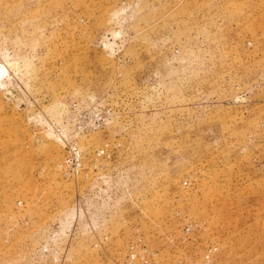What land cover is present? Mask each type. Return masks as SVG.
<instances>
[{
    "label": "rangeland",
    "instance_id": "1",
    "mask_svg": "<svg viewBox=\"0 0 264 264\" xmlns=\"http://www.w3.org/2000/svg\"><path fill=\"white\" fill-rule=\"evenodd\" d=\"M0 69V264H264V0H0ZM98 104L100 178L63 177Z\"/></svg>",
    "mask_w": 264,
    "mask_h": 264
},
{
    "label": "built area",
    "instance_id": "2",
    "mask_svg": "<svg viewBox=\"0 0 264 264\" xmlns=\"http://www.w3.org/2000/svg\"><path fill=\"white\" fill-rule=\"evenodd\" d=\"M113 116V108L105 104H98L91 108H81L74 105L66 119L67 130L65 127H57L55 134L60 137L66 149V155L60 167L63 177H71L74 180L85 178L86 180L97 182L100 173L103 171L104 164L100 162L101 157L109 158L108 146L102 148L97 154V159L92 163L90 172L85 171L84 155L80 146V141L90 135L102 131ZM103 192V188L99 187ZM22 203L20 202V205ZM191 232V226H188L187 233ZM107 235L103 241H109ZM102 240V239H101ZM42 253L51 257L55 264H63L65 261V252L56 245L42 243L40 245ZM216 248L209 249L208 253L216 251ZM208 254L207 257H209ZM127 259L131 263L138 264H161L158 254L152 253L145 245V238L136 235L128 245Z\"/></svg>",
    "mask_w": 264,
    "mask_h": 264
},
{
    "label": "bare ground",
    "instance_id": "3",
    "mask_svg": "<svg viewBox=\"0 0 264 264\" xmlns=\"http://www.w3.org/2000/svg\"><path fill=\"white\" fill-rule=\"evenodd\" d=\"M5 72V69H0V76L3 75Z\"/></svg>",
    "mask_w": 264,
    "mask_h": 264
}]
</instances>
